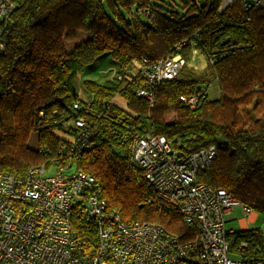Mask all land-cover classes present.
Here are the masks:
<instances>
[{
	"label": "trees",
	"instance_id": "1",
	"mask_svg": "<svg viewBox=\"0 0 264 264\" xmlns=\"http://www.w3.org/2000/svg\"><path fill=\"white\" fill-rule=\"evenodd\" d=\"M12 1L0 54V171L23 176L31 166L67 164L96 179L99 193L124 222H157L189 240L192 225L166 206L155 207L153 189L129 161L131 138L152 131L183 154L214 144L216 156L198 180L224 188L261 223L227 235L230 256L264 259V7L246 11L239 0L222 11V0ZM192 49L207 59L201 73L187 65ZM175 52L184 65L173 80L149 85L139 75L119 83L109 78L133 60L154 62ZM102 60L108 61L106 75L84 79L89 98L81 99L75 78ZM212 80L216 98L206 93ZM138 88L150 89L152 101L137 97ZM115 95L125 100L126 110L112 103L105 108ZM181 95H196L195 107ZM77 117L91 132L87 148L74 159L69 141L58 133L75 135ZM31 133L34 150L26 146ZM69 216L77 245L92 254L95 222L78 203Z\"/></svg>",
	"mask_w": 264,
	"mask_h": 264
},
{
	"label": "built area",
	"instance_id": "2",
	"mask_svg": "<svg viewBox=\"0 0 264 264\" xmlns=\"http://www.w3.org/2000/svg\"><path fill=\"white\" fill-rule=\"evenodd\" d=\"M234 1L222 0L219 11ZM239 1L246 11L264 7V0ZM14 7L12 0H0V54ZM180 47L181 43L175 46ZM183 64L178 52L154 62L142 57L121 72L113 70L110 78L119 81L139 75L149 85H157L173 80ZM135 95L149 102L153 99L148 88L136 89ZM179 98L190 108L197 102L196 95ZM81 106L74 104L76 109ZM72 123L76 134L65 139L69 156L75 159L87 148L91 129L81 117ZM216 152V146L209 144L183 154L165 136L152 131L134 132L131 138L129 161L141 169L153 189L155 207L166 206L192 225L195 234L189 240L157 222H124L119 210L99 193L96 179L67 164L31 166L23 176L0 171V264H264V259H247L243 253L230 256L227 235L233 230L226 229V218L235 206L244 215L252 210L224 188L198 180V173L211 164ZM74 203L96 224L92 254L76 243L69 216Z\"/></svg>",
	"mask_w": 264,
	"mask_h": 264
},
{
	"label": "rangeland",
	"instance_id": "3",
	"mask_svg": "<svg viewBox=\"0 0 264 264\" xmlns=\"http://www.w3.org/2000/svg\"><path fill=\"white\" fill-rule=\"evenodd\" d=\"M175 1L178 2V3L180 2V0H175ZM199 1L204 3L205 1L210 2L212 0H199ZM66 44H68L70 46V44H73V42H69V43L67 42ZM102 61H104V60H102ZM94 64L95 65L98 64V67H99L100 71H98L97 67H96L97 70L96 69L93 70L92 66H95V65H92V66H90V68L88 70H86V72L84 70L82 72V74H78L77 77L74 80V84H75L76 90H77V92H78V94H79L81 99H84V94H87V91L83 87V80L84 79H88V80H98L99 81V80H101V78H103V76L106 75V72L108 70L107 68H105L106 65L108 64L107 60L104 61V62L97 61ZM206 64L207 63H204L202 66H199V65H191L189 62L187 63L188 66H191L192 68H194L196 73H201L202 71H205ZM121 80H123V79H121ZM121 80H119V81L118 80H116V81L114 80V81L119 83ZM206 93L208 94V96L210 98H216L219 95V90L217 88L215 80H212V81L208 82ZM59 135H60V133H59ZM36 142H37L36 134L35 133H31V135L29 136V138L27 140L26 146L29 149L34 150V149H36ZM241 218H243L245 221H247L246 219L249 218V216L245 217L243 212H242V210H241V208L239 206H235L232 209V211L230 212V214L226 218V223H225L226 229L227 230L239 229V226L241 225ZM253 224H254V226H259V227L261 226V223H260L259 219Z\"/></svg>",
	"mask_w": 264,
	"mask_h": 264
},
{
	"label": "crops",
	"instance_id": "4",
	"mask_svg": "<svg viewBox=\"0 0 264 264\" xmlns=\"http://www.w3.org/2000/svg\"><path fill=\"white\" fill-rule=\"evenodd\" d=\"M194 50L197 51L198 53H200L198 50H196V49H192V50H191L190 58H191V56H192ZM200 55H202V54L200 53ZM202 56H203V55H202ZM203 59H204V63H207V59L205 58V56H203ZM98 71H100L99 68H98ZM109 78H110V77H109ZM110 79H111V78H110ZM88 98H89L88 94H84V99L87 100ZM111 103H112L113 105L117 106L118 108H121V109L126 110V102H125V100H124L121 96H119V95H115V96L111 99ZM58 135H59V133H58ZM59 136L68 139V137H67L66 135L62 134V133H60ZM244 216H245V217L249 216V218L246 219L247 221H245L243 218H241V225L239 226V229H246V228L254 227V224H253V223H255V222L259 219L258 216H257V213L254 212V211H251L249 214L244 215ZM249 223H250L251 225H250ZM231 230H233V229H231Z\"/></svg>",
	"mask_w": 264,
	"mask_h": 264
},
{
	"label": "bare ground",
	"instance_id": "5",
	"mask_svg": "<svg viewBox=\"0 0 264 264\" xmlns=\"http://www.w3.org/2000/svg\"><path fill=\"white\" fill-rule=\"evenodd\" d=\"M189 63L191 65H199L202 66L204 64V59L203 56L200 55V53H198L197 51H193V54L189 60Z\"/></svg>",
	"mask_w": 264,
	"mask_h": 264
}]
</instances>
